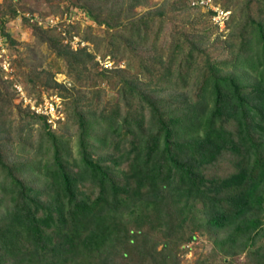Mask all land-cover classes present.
Masks as SVG:
<instances>
[{
	"label": "trees",
	"instance_id": "1",
	"mask_svg": "<svg viewBox=\"0 0 264 264\" xmlns=\"http://www.w3.org/2000/svg\"><path fill=\"white\" fill-rule=\"evenodd\" d=\"M66 2L104 28L105 54L115 58L119 48L125 66L96 70L85 46L73 48L54 27L34 22L37 44L62 60L73 85L44 70L26 78L72 99L78 159L73 171L53 144L41 163L38 143H21L15 153L9 149L19 137L0 136V264H179L177 248L196 234L211 249L192 264L239 255L244 264H264V0H213L229 13L224 37L210 42L212 11L200 13L189 0L140 13L134 9L147 0ZM185 6L203 27L185 30L187 20L176 30L174 16ZM4 16L0 9L2 37ZM99 81L115 101L80 104ZM15 104L53 137L43 115ZM61 108L53 125L65 118Z\"/></svg>",
	"mask_w": 264,
	"mask_h": 264
},
{
	"label": "rangeland",
	"instance_id": "2",
	"mask_svg": "<svg viewBox=\"0 0 264 264\" xmlns=\"http://www.w3.org/2000/svg\"><path fill=\"white\" fill-rule=\"evenodd\" d=\"M163 0H147L146 6H138L134 10L142 12L145 8L156 7ZM8 7L16 9V15L10 17L8 14ZM0 9L5 12L3 18V31L7 36H3V48L4 56H7V64L4 73L0 74V121L3 122L2 132L0 136L9 139H18L14 145H12L10 152H17V148L22 143L28 144L30 147H34L37 143L39 149L36 151V157L42 162L51 159L53 144L57 145L60 153L63 155L67 165H69L73 171L76 169L74 162L77 158V127L76 120L72 119V106L70 97H61L60 106L65 112V118L62 123L58 125H52L51 130L53 137L46 134L42 125L37 122H26L21 111V105H17L19 98L16 94L12 95L13 87L15 89L21 87L22 91L30 92L32 101L35 98H43L46 96L59 97L56 88H44L40 85L39 80H27V74L29 72H38L44 70L52 74L53 79L56 82L64 84L66 87H72L73 83L71 77L66 73L65 66L61 59L55 57L50 52L44 43L37 44V36L34 33V22L42 29L54 27L55 32L60 33L63 36V42L70 41V45L73 48L85 46L86 50L93 53L95 60L98 61V65L95 67L99 70V67L103 66H119L124 67L125 62L122 58L121 50L117 47L113 49L115 58H110L105 53L108 51L105 41L107 40V33L102 26L98 27L93 22L87 19L84 12L80 9L70 6L66 0H0ZM192 9H188L186 6L181 9V14L174 16L176 30L181 28L183 21H190L185 27V30L192 28L193 30L200 29L201 22L196 17L197 12H192ZM203 10H199L202 13ZM189 13V15H188ZM188 16V17H187ZM206 30L209 31L208 41H212L218 35L219 38H223V33L226 31L224 27L215 29L213 24L208 20ZM183 30V31H185ZM95 35V40H92V36ZM225 35V34H224ZM88 37L82 39V37ZM13 41V42H12ZM211 50L215 54V50ZM115 50V51H114ZM111 51V50H110ZM102 55L104 57L102 58ZM98 89L96 94L85 93V99H82L80 104L92 103L96 107L107 104V102H114L116 94L110 89L105 81L98 82ZM88 91V90H87ZM53 94V95H52ZM93 96V97H92ZM92 99H91V98ZM12 98V99H11ZM34 98V99H33ZM21 104L24 105L28 100H21ZM91 105V107H93ZM61 108V109H62ZM98 125L92 126L90 141H92L93 150L98 151V141L93 140V134L100 133ZM5 149V148H4ZM94 151V152H95ZM31 171H22L20 174L23 176H29ZM2 175H0V179ZM34 186L37 183L31 181ZM211 244L209 239L205 235H197L194 239L189 240L177 248V254L179 258V264H192L197 258H202L209 253ZM226 264H244L243 255L234 257L233 259H226Z\"/></svg>",
	"mask_w": 264,
	"mask_h": 264
},
{
	"label": "built area",
	"instance_id": "3",
	"mask_svg": "<svg viewBox=\"0 0 264 264\" xmlns=\"http://www.w3.org/2000/svg\"><path fill=\"white\" fill-rule=\"evenodd\" d=\"M189 4L194 7H198L200 10H211L212 13L209 16V20L211 24L216 25L218 29H222L224 27V21L226 20L229 11L222 9L218 4H215L213 0H189ZM0 33V68L3 70L8 66L7 64V56H4V48H3V39ZM16 95L21 100H28V103L23 106H28V108L34 113L43 115L46 119V122L49 124H54L57 119H62V113L60 110V98L53 96H46L41 98V100L36 103L34 100L32 101L28 97L25 96L21 87L16 88ZM22 102V101H21Z\"/></svg>",
	"mask_w": 264,
	"mask_h": 264
}]
</instances>
